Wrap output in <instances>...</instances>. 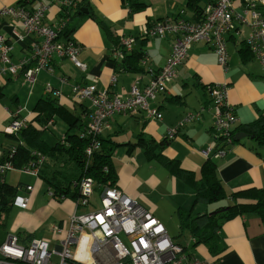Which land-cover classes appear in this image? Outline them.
I'll list each match as a JSON object with an SVG mask.
<instances>
[{
	"label": "crops",
	"instance_id": "0c3cea01",
	"mask_svg": "<svg viewBox=\"0 0 264 264\" xmlns=\"http://www.w3.org/2000/svg\"><path fill=\"white\" fill-rule=\"evenodd\" d=\"M145 1L148 6L144 10L130 14L122 6L121 0H90L94 14L111 27L114 35L132 36L133 52L146 54L148 58L147 63H138L134 71L120 69L115 82L111 81L114 73L108 60L110 49L115 44L105 39L103 34L101 36L95 20L85 15L77 16L76 29L72 34L82 45L78 58L85 64V70L77 69L67 58H57L53 63L54 73L39 72L29 92L21 72L15 77L0 74V153L4 145L11 144L12 141L5 134L9 112H14L21 106L26 109L19 117L30 118L28 112L31 113L32 110L27 105L31 99L35 98V105L39 98L50 92L54 96L51 90L45 88L47 83L54 89H60L61 96L56 97L69 109L74 106L78 108L79 105L71 100L72 84H89L96 78L98 90H107L111 95H126L131 84L136 83L142 88L147 83L164 65L170 53L173 35L138 37L141 36V27L151 26L167 17H176L180 10H184L186 18H190L193 12L187 6V0ZM205 1L200 0L199 5L203 6ZM19 2L23 0H0V9L3 6H15ZM40 3L49 5L44 22L55 25L61 11L60 4L56 1L27 0L24 5L33 9ZM15 33L24 34L22 27L9 17L0 16V35L14 46L11 53L13 62L29 54L28 46L31 43L29 36L24 37L22 42L16 41ZM244 33L246 30L242 34ZM242 34L228 36L225 68L218 64L217 55L210 44L198 41L190 46L186 59L177 68V76L150 100V106L160 112L161 119H149L144 112L133 115L117 113L112 119L108 134L118 144H122L113 155L118 174L117 188L148 208L159 220H163L161 210L164 208L174 209V212L178 208L184 209L186 197L188 202L193 198V190L181 178L171 175L157 160L148 159L142 149L136 147L129 150L124 145L134 141L139 132L155 141L166 139L163 155L169 159H178L180 168L195 172L196 176L207 158L214 161L217 176L226 192L264 187V145H259L252 137L247 135L239 141L234 140L233 144L227 146L223 156L213 157L211 153L206 157L201 155L200 150L210 147L214 137L209 111H204L199 119L180 127L172 137L168 133L187 112L209 103L207 85L216 82L228 85L226 98L237 116L233 135L244 133L239 127L264 114V65L253 55L248 58L241 55L240 49L245 47V35L240 37ZM60 77L65 78L64 83L59 81ZM5 179L11 185L18 186L17 195L29 197V203L25 209L12 205L5 224L0 227V244L8 236L17 235L21 245H27L32 239H41L47 241L50 248L60 251L70 225V216L92 209V206H76L68 198L57 200L51 197L48 186L42 179L19 170L8 171ZM27 185L33 186L31 192L26 190ZM200 205L192 207V201L191 207L185 210L192 209V213L199 208L202 210L203 206ZM93 206L96 207L95 204ZM55 226L61 231H55ZM220 235L225 250L214 257L204 245L192 246L191 238L190 251L188 247L180 245L185 253L210 264H264V220L258 216L238 215L222 224ZM52 260L57 261L58 257L53 256Z\"/></svg>",
	"mask_w": 264,
	"mask_h": 264
},
{
	"label": "built area",
	"instance_id": "2783aa9c",
	"mask_svg": "<svg viewBox=\"0 0 264 264\" xmlns=\"http://www.w3.org/2000/svg\"><path fill=\"white\" fill-rule=\"evenodd\" d=\"M53 1L62 6L76 2ZM48 7L40 3L31 10L21 5L3 6L0 9V16H7L22 27L24 34L15 33L16 41L22 42L28 36L31 40L30 55L13 63L10 59L13 46L0 35V72L15 76L19 70H23V80L31 87L39 71L53 72L51 64L55 57L67 58L79 69H85V64L78 59V47L58 39L63 24L58 27L57 24L44 22ZM184 13V10H180L176 17H167L151 26L141 27V35L145 38L173 35L164 65L142 88L134 83L126 95H109L107 90H97L96 78L90 84L71 87L73 102L88 100L93 107L87 116L90 133L99 134L108 128L109 119L116 113L134 114L142 111L149 119H161L160 112L150 106V100L177 76V68L186 59L194 42L210 44L217 55L218 64L225 68L228 36H237L246 30L244 42L247 48L264 65V0H206L197 19L186 18ZM133 41L132 36L122 37L120 43L123 51H130ZM122 49L114 53L116 59L122 56ZM147 62L146 57L143 63ZM61 81L65 82L63 79ZM111 81H116L115 75ZM46 86L47 90H51L49 84ZM227 89L226 83L207 85L209 103L187 112L175 127L169 129V137L177 134L186 123L199 119L204 111H209L214 137L210 147L200 150V153L205 157L210 153L213 157L223 156L227 146L233 144V126L237 122L234 107L226 98ZM54 95H60V92L55 90ZM25 109L20 106L11 113V121L5 128L7 133L18 131L26 123L27 117H19ZM92 137L93 141L86 148L87 155L100 147L98 140ZM42 160L43 157L39 162ZM4 169L14 168L5 163L0 166L1 171ZM20 172L38 177L35 167H24ZM25 188L29 192L33 190L31 185ZM93 192L92 179L81 178L80 196L74 203L79 207L92 206V209L70 216V225L60 251L50 248L49 243L41 239H32L27 245H21L16 236L10 235L0 244V256L18 264H210L185 253L184 248L170 238L161 221L122 190L117 187L102 190L98 194L97 207L91 203ZM28 203L29 197L20 195H16L13 200V205L22 209L27 208ZM54 230L61 231L58 226ZM53 256H57L58 260L53 261ZM5 262L0 259V264Z\"/></svg>",
	"mask_w": 264,
	"mask_h": 264
},
{
	"label": "trees",
	"instance_id": "16d2710c",
	"mask_svg": "<svg viewBox=\"0 0 264 264\" xmlns=\"http://www.w3.org/2000/svg\"><path fill=\"white\" fill-rule=\"evenodd\" d=\"M25 1L27 0H23V2H19L17 5L27 8L24 5ZM50 1L52 2V0ZM199 2L200 0H187V6H190L193 12L190 19H197L199 16L203 7L199 5ZM121 3L130 14L140 12L148 6L145 0H121ZM83 8L87 10V14L80 12ZM60 9V17L56 24L58 27L61 24L63 26L58 32V39L60 41L71 42L78 47L80 53L82 45L72 37L76 29V18L78 15L92 18L99 28L102 29L104 38L115 44V47L110 49L108 56L115 76H117L120 69L134 71L137 68L136 65L140 62L143 63L146 59V54H141L137 51L133 52V48L128 52L123 51L120 43L122 36H115L111 27L94 14L93 8L90 6V0H76L75 3L66 6L60 5ZM7 42L11 43L8 40ZM244 45L245 47H242L240 52L243 57L248 58L252 53L246 44ZM120 49H122V56L120 59H116L114 53ZM28 50L29 54L23 56L17 62L30 55V45L28 46ZM12 51L10 52V59ZM55 59L57 58L55 57L51 64L53 72L41 71L53 74ZM76 68L79 69L78 67ZM19 72L23 76V70H19ZM0 74L2 73L0 72ZM3 75L16 76L7 73ZM61 79L65 81V78L62 77L59 78V81ZM73 85H76V83L72 84L71 87ZM49 86L53 93L55 90H58L60 95L52 96L50 92L45 97L39 98L26 123L16 132H5L12 141L11 144H5L0 153V166L9 163L16 170H21L24 167L37 168L38 177L48 186L47 189L51 197L57 200L68 198L76 201L80 196L79 182L83 177L92 179L93 194L95 192L99 194L106 188L117 187L118 174L113 162V155L117 147L122 144H118L108 134L115 114L109 119L108 128L99 134L90 133L87 127V116L93 110L90 101L75 102L79 104L78 108L74 106L73 109H69L64 104H61L56 97L61 96L60 89H54L50 84ZM108 94L110 95V93ZM14 112H9V122L11 121V113ZM140 112L142 111L134 114ZM57 118L65 124L66 129L56 142L49 143L43 136L45 130L49 129ZM239 130L252 137L259 145H264V114L258 116L253 122L239 127ZM92 136L98 140L100 147L97 150H93L91 155H87L86 148L93 141ZM166 144V139L155 141L154 139L146 138L142 132H139L136 134L134 141L125 143L124 145L129 150L136 147L142 149L143 154L148 159L157 160L171 175L181 178L190 186L193 190L192 207L199 204L212 207L210 210L204 212L197 211L194 214L192 213V209L185 210L178 208L176 210L175 213L178 218L180 231L181 233L187 232L189 234L193 241L192 246L202 244L207 248L209 254L214 257L225 250L220 235L221 226L224 222L238 215L248 214H254L264 220V187H250L236 192H226L217 176L214 161L207 158L202 163L198 176H196L195 172L180 168L178 159H169L163 155L162 151ZM41 157H43V160L39 162ZM14 169L0 170V227L5 224L4 221L11 211L14 197L17 195L18 186L11 185L5 179L6 173ZM14 236L18 239L17 235ZM0 259H4L7 262L3 264H18L2 256H0Z\"/></svg>",
	"mask_w": 264,
	"mask_h": 264
},
{
	"label": "rangeland",
	"instance_id": "374dc122",
	"mask_svg": "<svg viewBox=\"0 0 264 264\" xmlns=\"http://www.w3.org/2000/svg\"><path fill=\"white\" fill-rule=\"evenodd\" d=\"M99 19H102L99 17ZM97 24V23H96ZM98 25V24H97ZM99 27V26H98ZM100 35L102 36V29H100ZM247 33L242 34L240 37H243L244 35L246 36ZM259 66H261L258 63ZM26 86V90L29 92L30 87L31 86ZM34 101L35 98L31 99V101L28 103V107L30 110L33 109V105H34ZM24 102V100L22 101ZM24 104V103H23ZM66 126L63 124V122L60 119H56L55 123L53 125H51V127L49 129L45 130L44 136L43 138H45L49 143H54L56 142L63 134V132L65 131ZM189 189V188H188ZM190 190V189H189ZM186 207L184 209H189L192 205V201L193 198L190 200V202H188V198L186 197ZM91 203L92 205L95 204L96 207L99 204V196L98 193L95 192L91 198ZM203 206L202 210H200V208L195 211H193V214L196 213L197 211H206V210H210L212 207L211 206H207V205H200ZM162 215H163V220H160L161 223L164 225L167 234L170 236V238H172V240L175 243H179L182 246L188 247L189 251L191 250V241H190V236L187 232H182L180 231L179 225H178V218L176 216V213L174 212L175 210H170L168 209H162ZM8 220V219H7ZM7 223V221H6ZM2 235V231L0 229V237ZM71 251H73V247H71Z\"/></svg>",
	"mask_w": 264,
	"mask_h": 264
},
{
	"label": "water",
	"instance_id": "95a60500",
	"mask_svg": "<svg viewBox=\"0 0 264 264\" xmlns=\"http://www.w3.org/2000/svg\"><path fill=\"white\" fill-rule=\"evenodd\" d=\"M80 12L87 14V10L84 8L81 9ZM246 136H247V134L240 132V133L234 135V140L239 141L240 139H242Z\"/></svg>",
	"mask_w": 264,
	"mask_h": 264
}]
</instances>
